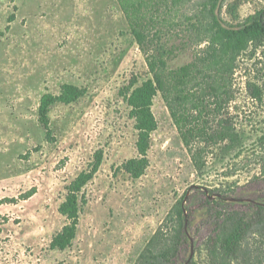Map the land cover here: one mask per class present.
Segmentation results:
<instances>
[{"label":"rangeland","instance_id":"rangeland-1","mask_svg":"<svg viewBox=\"0 0 264 264\" xmlns=\"http://www.w3.org/2000/svg\"><path fill=\"white\" fill-rule=\"evenodd\" d=\"M260 12L264 0H0V264H136L183 198L188 244L172 264H264L252 234L233 258L207 249L225 210L264 206V55L245 52L232 75L202 61L218 31ZM156 74L181 112H201L204 134L183 137L160 91L150 165L133 179L128 99ZM65 84L83 96L51 108L47 133L41 98ZM96 164L75 240L52 250L66 187Z\"/></svg>","mask_w":264,"mask_h":264},{"label":"trees","instance_id":"trees-1","mask_svg":"<svg viewBox=\"0 0 264 264\" xmlns=\"http://www.w3.org/2000/svg\"><path fill=\"white\" fill-rule=\"evenodd\" d=\"M123 10L130 18V10L126 3L123 4ZM134 34L138 44L144 46V34L136 29ZM251 49L255 53L261 51L264 55V12L256 14L238 30L218 31L205 51L202 61L217 66L224 75H232L239 57ZM248 87L253 98L261 97V91L255 84H248ZM160 91L183 137H202L204 134L200 127L201 112L198 114L181 112L184 109L183 98L179 96L170 98L163 80L156 74L154 79L136 88L128 99L138 132L136 144L138 156L128 160L125 164L126 171L133 179H140L144 176L150 165L148 151L151 135L158 129L152 106ZM82 96L83 90L70 84L63 85L58 96L50 93L43 95L39 107V124L45 128L47 133H50L48 115L51 108L58 103L76 102ZM101 161L100 157L99 162ZM98 169L99 165L96 164L91 172H83L66 187L67 194L60 211L67 217L69 223L53 237L50 245L52 250L64 251L75 240L80 222L81 204L84 202L81 194L86 185L93 180ZM183 200L184 198L180 199L167 214L161 228L151 237L140 253L136 264H172L177 261L181 250L188 244ZM4 222L5 220L0 216V235ZM251 234L260 238L261 244L257 253L264 259V206L253 205L248 211L225 210L221 214L220 223L217 224L213 237L208 241L207 249L213 259L233 258L240 253L243 243Z\"/></svg>","mask_w":264,"mask_h":264}]
</instances>
